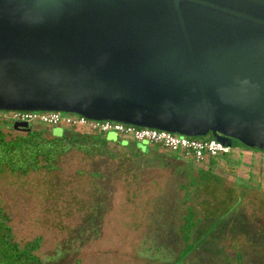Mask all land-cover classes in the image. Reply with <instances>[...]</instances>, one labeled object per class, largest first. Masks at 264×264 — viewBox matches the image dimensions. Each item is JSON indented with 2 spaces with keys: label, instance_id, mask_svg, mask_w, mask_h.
<instances>
[{
  "label": "water",
  "instance_id": "1",
  "mask_svg": "<svg viewBox=\"0 0 264 264\" xmlns=\"http://www.w3.org/2000/svg\"><path fill=\"white\" fill-rule=\"evenodd\" d=\"M12 111L264 152V0H0V112Z\"/></svg>",
  "mask_w": 264,
  "mask_h": 264
},
{
  "label": "rangeland",
  "instance_id": "2",
  "mask_svg": "<svg viewBox=\"0 0 264 264\" xmlns=\"http://www.w3.org/2000/svg\"><path fill=\"white\" fill-rule=\"evenodd\" d=\"M118 138L107 135L105 156L71 149L51 171L0 176L14 240L40 239L42 264H264V152L232 145L212 168L216 185L201 181L205 164Z\"/></svg>",
  "mask_w": 264,
  "mask_h": 264
},
{
  "label": "trees",
  "instance_id": "3",
  "mask_svg": "<svg viewBox=\"0 0 264 264\" xmlns=\"http://www.w3.org/2000/svg\"><path fill=\"white\" fill-rule=\"evenodd\" d=\"M3 113L7 112H0V176L7 173L26 176L41 169L51 171L58 159L71 149L80 150L93 156H105L108 144L111 142L107 139L108 134L79 133L69 128H65L63 135L60 137L54 136V128L49 130L47 127L33 124L29 125V131L14 130L11 127V122L2 116ZM7 127L10 129L9 131L6 130ZM201 139L213 138L209 133ZM123 142L124 140L119 137L115 143L121 147H132L137 154H147L150 152V148H161L130 140L127 141L126 146H123ZM232 145L233 147L240 146L244 150H250L244 148L235 140L232 141ZM114 156L111 157L115 158ZM169 157L176 161H186L196 167H200L203 164L207 165L206 172L201 170L199 172L201 181L206 183L214 182L218 185L219 179L211 171L219 157L210 158L200 165H195L192 161L186 160L178 154L170 153ZM193 182L191 185H195ZM189 211L191 213L190 218L187 220L188 223L185 228H183V232L186 233L184 235L186 242L189 241L188 233L190 229L194 227V211L192 209H189ZM9 222L10 218L0 203V264H42L36 255L40 248L41 240L35 239L24 245L19 244L14 240Z\"/></svg>",
  "mask_w": 264,
  "mask_h": 264
},
{
  "label": "built area",
  "instance_id": "4",
  "mask_svg": "<svg viewBox=\"0 0 264 264\" xmlns=\"http://www.w3.org/2000/svg\"><path fill=\"white\" fill-rule=\"evenodd\" d=\"M11 123L21 122L47 128L64 127L79 133H115L136 143L158 146L169 153L178 154L195 165L205 163L210 158L230 154L231 146L215 139H196L182 137L165 131L138 128L113 121H95L86 117L60 112L12 111L7 118ZM264 159V157H261Z\"/></svg>",
  "mask_w": 264,
  "mask_h": 264
}]
</instances>
